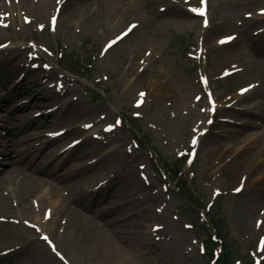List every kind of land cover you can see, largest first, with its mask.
I'll use <instances>...</instances> for the list:
<instances>
[{
    "label": "rangeland",
    "instance_id": "1",
    "mask_svg": "<svg viewBox=\"0 0 264 264\" xmlns=\"http://www.w3.org/2000/svg\"><path fill=\"white\" fill-rule=\"evenodd\" d=\"M5 1L9 0H4L3 5ZM169 5L187 14L192 8H206L207 13L196 17L202 22L199 26L160 29L161 37L142 47L133 67L129 60L118 65L124 70L121 75L124 80L106 78L112 56L129 52L147 39L146 32L169 18ZM14 15L6 20L7 26L0 25V46L11 43L9 47H12L9 54L0 50V60H10L28 48L36 55L31 61L37 72L45 70L54 86L55 81L62 80L76 84L79 91L73 95L58 89L60 96L68 94L66 97L73 100L67 109L55 100L42 105L37 99L31 104L44 82L40 78L41 82L32 86V90L31 84L24 82L10 99L7 94L18 85L17 75L27 67V53H22L19 63L15 62L17 73L0 82V98L10 101L6 102L8 105L0 102V111L8 114L4 118L0 114V135L6 136L10 127L11 130L25 125L23 132L31 131L17 142L28 139V146L35 147L32 158L37 156L35 161L45 163L51 154L50 150L47 152L49 147L42 148L46 134L65 132L59 140L67 145L92 135L100 140L106 137L101 129L116 128L128 146L121 153L131 157L138 154L140 159L136 164L152 183L145 186L149 188V198L145 191L138 196L142 209L154 218L139 231L148 244L128 262L116 259L108 264H213L203 250V237L191 228L190 221L197 219L193 207L178 197L165 168L188 154L191 163L184 167L185 185H188L185 194L190 195V200L195 196L204 203L220 202L227 232L240 247L243 262H248L247 256L252 255L256 263L264 264V114L260 113L264 103L259 111H247L244 108L252 102L234 103L226 99L246 87L264 93V0H204L203 4L201 0H98L92 13L83 11L80 16L65 20L63 10L59 21L55 20L53 2L29 0L22 13ZM211 16L225 21L218 34L202 28ZM186 21L189 24V17ZM129 28L132 31L122 36ZM139 77L143 78L141 85ZM149 89V98L139 94ZM172 89L177 97L171 96ZM252 101V105L261 104L263 98L256 94ZM23 105L26 108L18 109ZM58 107L60 111L55 119L43 116L49 111L55 113ZM92 107L103 108L112 119L98 124L93 117L81 113ZM31 117L45 126V135L19 122V118H24V122ZM81 125L90 128L82 130ZM93 130L100 131L93 133ZM99 143L104 148L100 154L99 151L90 155L81 150L76 152L77 147L75 163L86 165L116 147L114 143L102 144L101 140ZM12 147L17 151L16 147L25 146ZM9 168L6 160L0 158V178ZM94 174L96 183H105V173L98 170ZM110 182L115 183L114 179ZM114 188L107 196L114 194ZM245 195H251L254 201L250 221L237 210ZM113 198L115 204L117 197L113 195ZM92 200L78 199L71 204L95 217L98 205ZM100 214L96 219L106 222L108 218L99 217ZM4 222L0 221V250L10 254L2 256L1 251L0 264H30L34 260L32 252L41 249L44 243L30 240L29 233L20 225ZM111 228L112 225L108 226L109 231ZM47 260L41 259L38 264H50ZM67 264L72 263L67 260Z\"/></svg>",
    "mask_w": 264,
    "mask_h": 264
},
{
    "label": "bare ground",
    "instance_id": "2",
    "mask_svg": "<svg viewBox=\"0 0 264 264\" xmlns=\"http://www.w3.org/2000/svg\"><path fill=\"white\" fill-rule=\"evenodd\" d=\"M3 1L0 0V25L5 26H7L6 20L14 17L15 13H22L23 7L27 6L29 2V0H9L5 1V5H3ZM45 1L50 4L54 3L56 21H59L63 10L64 19L69 20L75 16H80L83 11L92 13L94 4L98 3V0H86L81 3L71 2L74 0ZM148 13L150 14V12ZM169 15L168 19L158 23L156 29L153 27L149 32H146L147 39L144 38L133 50L122 53L118 52L112 56L109 64L110 68L105 73V77L111 79L118 78L120 82L124 80L125 77L121 76L124 70L119 69L118 65L129 60L131 61L130 66L133 67L140 56L142 47L151 45L161 37L162 33L160 29L163 30L171 26L177 28L183 27L182 29H185L199 26L202 23L196 18L199 15L191 10L187 14L181 8L179 9V7H170ZM187 17L190 19L189 24L186 21ZM20 18L22 20L25 19L23 16ZM224 26L225 21L223 19H215L211 16L202 28L205 30L212 29L213 34H218L223 30ZM67 27H71V25L68 24ZM235 39L236 37L234 41ZM11 48H4L3 53L9 54ZM3 53L1 52V54ZM22 53H27L25 58L27 59V62H25L27 67H24L21 71L19 70L20 75H17V79L20 78L18 85H16L13 91H9L7 96L11 99L16 94V91H18L19 86L24 82L31 84L30 90H32L33 87L38 85L37 83L41 82L39 79L44 78L43 83L46 85L43 83L39 85L42 86L39 90L40 92L31 100V104H35L37 99L42 101V105L43 103L47 104L55 100L58 101L57 103H63L64 109L69 108L73 103L72 98H67L68 94H63L64 96L62 97L57 91L59 89L64 91V93L69 92L76 95L79 91L76 84L57 80L54 86L53 81L49 79L50 77L45 73V70L37 72L33 68L34 62L31 60L36 55L28 51V48L24 49ZM22 53L19 54L20 56H13L10 60H0V82L3 80L8 81L17 73L18 67L15 65V62L19 63V57H22ZM138 81L140 85L143 84V78ZM255 89V87H246L244 91L237 92L226 99L228 101H235L234 103L252 102L253 104L252 98L256 94H260L263 98L261 104H251L244 108L247 111H259L264 103V93L262 94L260 91L255 92ZM170 93L171 96L177 97L174 89ZM139 94L145 98L151 96L150 89L148 91L142 90ZM9 98H0V102L6 105V102H10ZM7 108L14 109L12 106ZM24 108H26L25 105L20 106L18 109L23 110ZM59 111L60 108L58 107L54 110L55 113L49 111L43 116L54 117L55 119ZM81 113L87 117H93L92 120H95L98 124L112 119L111 115L100 107H92L86 113L82 111ZM260 113L264 114V110L262 109ZM0 114H3L2 118L8 117V114L4 115L2 111H0ZM23 117L26 118L25 116ZM24 118H19V122L27 126H33L32 131L45 135V132H43L45 126L36 123L33 117L23 122ZM248 124L251 125V123ZM79 128L83 129L84 127L80 126ZM99 131L93 130V133ZM100 132L106 136L100 139L102 144L114 143L116 147L102 154L98 160L90 161L86 165L75 163L77 160L75 150L77 148L74 149V152L70 151L58 154L63 147V143L59 140V137L53 141L44 143L43 148L49 147L47 152L49 150L51 152L49 157L45 158V163H39L35 161L36 158H32L29 155L33 148L23 147L22 151L25 150L24 153H20L19 151L15 153V151L10 150V146L13 143L15 145L19 142L22 144L24 141L28 143L26 138L16 142L17 139L13 140L12 137L14 136L11 132L6 137L0 138V146L2 145L0 151L3 152L1 155L5 156L4 159L10 167L4 176L0 178V221L3 220L6 224L15 223L16 225H20L29 233L27 237L30 240L44 243L41 249L39 248V250H34V253L32 252L34 260H31L30 264H38L41 259H49L50 264H67V260L72 264H108L116 259L128 262L127 260L134 259L148 244L142 240L143 235L139 231H141L146 222L152 221L154 218L150 217L145 208L142 209V201L140 202L138 196L142 195L143 191H145L146 197L149 198L150 191L145 186L152 183L146 173L143 172V168L139 164H136L140 159L138 154H134L131 157L127 153H121L123 147L127 146V144L126 140H124L122 135L118 134L115 128H112L111 131L101 129ZM48 136H51V134ZM97 137L89 136L85 138L79 143V149L76 152L81 150V153L86 155L96 153L95 151H99V154L102 153V149L104 148H102L99 143L100 140ZM48 160L50 161L46 163ZM63 168L64 170L61 172L60 170ZM97 169L101 173H105V179H114L115 183L109 182L107 188L105 185H102L104 189L94 190V187L100 185L94 179V173L98 172ZM112 173L114 174L110 176ZM115 184L117 187L114 188ZM6 188L9 190L4 192L3 189ZM113 188V195L117 197V204H114L113 195L107 196ZM78 199H93L91 202L98 205L95 217H91L77 207H72L73 204L71 202ZM253 203L251 195H245L242 197L241 202L238 203V213L242 214L248 221L252 217ZM98 213H101L99 217H107L108 220L106 222L102 221L104 223L101 220H97L96 216ZM128 217L131 219L124 222L123 220ZM111 225L112 228L109 231L108 226ZM147 240L150 241L148 236ZM55 243H58V245Z\"/></svg>",
    "mask_w": 264,
    "mask_h": 264
},
{
    "label": "trees",
    "instance_id": "3",
    "mask_svg": "<svg viewBox=\"0 0 264 264\" xmlns=\"http://www.w3.org/2000/svg\"><path fill=\"white\" fill-rule=\"evenodd\" d=\"M183 165L181 164H174L172 166L173 168V177L174 179H177L179 177V173L181 171ZM181 179H179L180 182ZM184 185L183 188L180 187L181 194L184 191ZM184 193V192H183ZM182 198L185 199V194L181 195ZM195 204L197 207L204 208L203 203L200 200H195ZM221 207L219 205H216L211 212H209L208 216L211 221V225L213 229L215 230V234L221 241L222 246V255L220 259L218 260L217 264H236V262L241 258L240 256V249L237 245V243L233 240H231L230 235L227 232L225 221L222 217V214L220 212ZM197 231L200 235L206 236V249L209 252L210 258L213 257V251L216 248V243L213 242L211 239V236L208 233V230L206 229L205 225H201L197 227ZM240 264H246V263H240Z\"/></svg>",
    "mask_w": 264,
    "mask_h": 264
},
{
    "label": "snow or ice",
    "instance_id": "4",
    "mask_svg": "<svg viewBox=\"0 0 264 264\" xmlns=\"http://www.w3.org/2000/svg\"><path fill=\"white\" fill-rule=\"evenodd\" d=\"M201 3L203 4L204 3V0H201ZM191 11H193L194 13H197V14H200V15H203V10L200 9V8H192ZM47 239V238H45Z\"/></svg>",
    "mask_w": 264,
    "mask_h": 264
}]
</instances>
